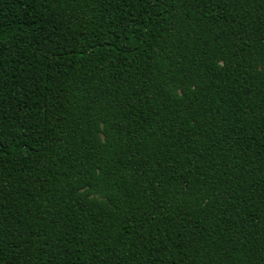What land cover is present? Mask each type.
I'll return each mask as SVG.
<instances>
[{
    "label": "trees",
    "instance_id": "1",
    "mask_svg": "<svg viewBox=\"0 0 264 264\" xmlns=\"http://www.w3.org/2000/svg\"><path fill=\"white\" fill-rule=\"evenodd\" d=\"M0 264H264V0H0Z\"/></svg>",
    "mask_w": 264,
    "mask_h": 264
}]
</instances>
